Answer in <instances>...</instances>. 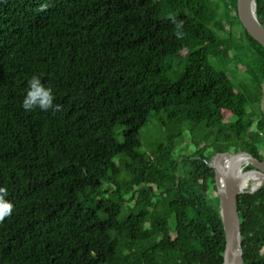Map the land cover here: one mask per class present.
Returning <instances> with one entry per match:
<instances>
[{
    "label": "trees",
    "instance_id": "1",
    "mask_svg": "<svg viewBox=\"0 0 264 264\" xmlns=\"http://www.w3.org/2000/svg\"><path fill=\"white\" fill-rule=\"evenodd\" d=\"M223 1L213 16L211 0H0V186L14 204L0 264H223L209 161L223 149L264 160L243 137L252 123L264 136V45ZM256 11L264 25V0ZM34 74L58 108H22ZM226 111L235 130L207 154L142 150L153 112L215 132ZM239 213L244 264H264V186L239 196Z\"/></svg>",
    "mask_w": 264,
    "mask_h": 264
},
{
    "label": "water",
    "instance_id": "2",
    "mask_svg": "<svg viewBox=\"0 0 264 264\" xmlns=\"http://www.w3.org/2000/svg\"><path fill=\"white\" fill-rule=\"evenodd\" d=\"M257 0H237L239 18L246 30L264 45V25L257 15ZM251 164L249 169L245 166ZM215 171L226 241L223 264H244L239 196L255 193L264 186V160L245 150L218 151L209 161ZM255 178H259L256 184Z\"/></svg>",
    "mask_w": 264,
    "mask_h": 264
},
{
    "label": "rangeland",
    "instance_id": "3",
    "mask_svg": "<svg viewBox=\"0 0 264 264\" xmlns=\"http://www.w3.org/2000/svg\"><path fill=\"white\" fill-rule=\"evenodd\" d=\"M211 1H216L215 4H211L213 16H217L216 13L218 14L223 11L225 12L226 1ZM224 27L229 29L228 25H225ZM233 31L240 32L241 28L233 29ZM230 59L231 63L228 65V69L237 71V81H239L240 78L246 77V70H243L240 65H237L233 58ZM171 64V76L176 77L181 73L183 68H185V58L182 64L178 63V59L173 60ZM251 104L254 105V102L251 101ZM233 119V114L229 111H226L224 123H222L215 132H211L206 123L197 124L186 119L182 122H177L173 125L171 124L170 126H166L165 122L159 118V115L153 112L148 124L141 130L143 145L142 150L151 154V152L156 149L160 143H164L169 146V148H171L174 154H181L185 156L193 155L197 152L207 154L211 150V146L214 145V142L215 144H218V142L222 139L224 129L232 128V130H235ZM243 137H251L253 142L259 147L260 152L264 154V136L263 133L259 131L257 124L252 123ZM231 146L232 144L228 145V147ZM216 147L218 146L216 145ZM219 149H223L222 145L219 147ZM143 211L147 216H152V212L149 210L144 209ZM262 251L264 252V248Z\"/></svg>",
    "mask_w": 264,
    "mask_h": 264
},
{
    "label": "clouds",
    "instance_id": "4",
    "mask_svg": "<svg viewBox=\"0 0 264 264\" xmlns=\"http://www.w3.org/2000/svg\"><path fill=\"white\" fill-rule=\"evenodd\" d=\"M178 38H183L184 33L180 31L183 27L182 23L176 25ZM41 75L34 74L28 80V87L26 94L22 101V108L31 112L36 109L41 111H48L50 109H56L59 107L55 103L56 94L50 85L43 82ZM9 189L4 186H0V222H2L6 217H10L13 214L14 204L8 199Z\"/></svg>",
    "mask_w": 264,
    "mask_h": 264
},
{
    "label": "bare ground",
    "instance_id": "5",
    "mask_svg": "<svg viewBox=\"0 0 264 264\" xmlns=\"http://www.w3.org/2000/svg\"><path fill=\"white\" fill-rule=\"evenodd\" d=\"M255 180H256V184L259 182V178H255Z\"/></svg>",
    "mask_w": 264,
    "mask_h": 264
}]
</instances>
